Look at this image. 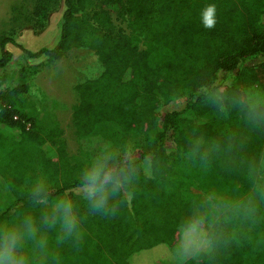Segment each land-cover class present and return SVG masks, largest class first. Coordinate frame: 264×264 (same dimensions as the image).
Returning <instances> with one entry per match:
<instances>
[{"label": "trees", "instance_id": "obj_1", "mask_svg": "<svg viewBox=\"0 0 264 264\" xmlns=\"http://www.w3.org/2000/svg\"><path fill=\"white\" fill-rule=\"evenodd\" d=\"M37 0L33 14L46 19L49 2ZM60 38L54 47L32 51L0 33V68L13 58L9 43L28 58L58 60L74 48H89L102 72L75 84V134H105L114 125L135 139V197L112 218L90 216L79 248L60 249L63 264H174L175 225L207 190L225 192L243 182L219 161L204 172L186 159L193 132L222 137L243 131L239 112L221 110L205 92L221 93L229 105L251 83L264 90V0H64ZM215 4L217 23L206 29L200 13ZM114 14L121 18L117 23ZM47 20V19H46ZM44 26V25H43ZM261 60L249 65L251 61ZM19 84L0 93V175L14 201L0 219L29 206L36 176L49 180L52 197L72 195L87 161H73L57 121L40 122L25 108ZM185 97L182 109L162 111L163 103ZM30 123V127L27 124ZM117 135V133H116ZM49 142L50 150L43 145ZM264 147V130L252 134L249 148ZM151 160V176L145 161ZM81 208H84L81 202ZM198 264H264V229L240 237ZM188 264H197L189 260Z\"/></svg>", "mask_w": 264, "mask_h": 264}, {"label": "clouds", "instance_id": "obj_2", "mask_svg": "<svg viewBox=\"0 0 264 264\" xmlns=\"http://www.w3.org/2000/svg\"><path fill=\"white\" fill-rule=\"evenodd\" d=\"M204 28L217 23L215 4L200 13ZM205 92L206 98L223 111L235 108L243 131L212 137L193 132L187 141L186 159L207 172L219 161L228 171L237 172L243 182L225 192L215 189L201 194L175 225L172 260L188 264L201 257L218 254L241 236L264 229V147L249 148L252 134L264 130V90L254 83L222 103L223 94ZM145 174L151 176V160L145 161ZM134 162L120 160L119 152L101 148L86 162L79 174V192L52 197L49 180L36 176L28 190L29 206L0 219V264H63L60 249L79 248L85 239L90 216L115 217L121 207L131 204L137 179ZM81 202L84 208H81Z\"/></svg>", "mask_w": 264, "mask_h": 264}, {"label": "rangeland", "instance_id": "obj_3", "mask_svg": "<svg viewBox=\"0 0 264 264\" xmlns=\"http://www.w3.org/2000/svg\"><path fill=\"white\" fill-rule=\"evenodd\" d=\"M36 3L37 0H0V33L11 35L17 44L32 51L57 44L65 10L64 0H53L49 2L50 12L46 16L50 15L44 17L47 20L38 21L42 18H36L33 14ZM114 18L121 24V18L116 14ZM17 44L9 43L15 53L8 65L0 68V93L19 84L26 85V92L20 95L25 108L34 111L40 122L50 124L54 120L59 123L63 129L62 139L67 143L73 161H88L94 153L105 147L118 151L119 157L133 155L135 139L123 135L114 125L108 131V135L115 136L114 141L107 139L105 134L81 138L75 134L72 113L78 97L74 86L79 81L98 76L103 70L93 50L74 48L63 58L51 60L44 55L28 58ZM260 61H251L248 66ZM185 103V97H180L163 103L161 109L179 110ZM43 147L50 150L53 145L46 142ZM78 192L79 188L73 190L74 194ZM13 201L14 197L0 175V210L9 208Z\"/></svg>", "mask_w": 264, "mask_h": 264}, {"label": "crops", "instance_id": "obj_4", "mask_svg": "<svg viewBox=\"0 0 264 264\" xmlns=\"http://www.w3.org/2000/svg\"><path fill=\"white\" fill-rule=\"evenodd\" d=\"M7 46H8V48H9L12 52H14L13 49H12V47H11L9 44H8ZM14 53H15V52H14Z\"/></svg>", "mask_w": 264, "mask_h": 264}, {"label": "built area", "instance_id": "obj_5", "mask_svg": "<svg viewBox=\"0 0 264 264\" xmlns=\"http://www.w3.org/2000/svg\"><path fill=\"white\" fill-rule=\"evenodd\" d=\"M27 127H28V128L30 127V123L27 124Z\"/></svg>", "mask_w": 264, "mask_h": 264}]
</instances>
